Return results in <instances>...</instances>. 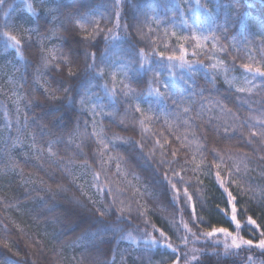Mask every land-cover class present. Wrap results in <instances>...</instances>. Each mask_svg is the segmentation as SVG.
<instances>
[{
  "label": "clouds",
  "instance_id": "clouds-1",
  "mask_svg": "<svg viewBox=\"0 0 264 264\" xmlns=\"http://www.w3.org/2000/svg\"><path fill=\"white\" fill-rule=\"evenodd\" d=\"M0 264H264V0H0Z\"/></svg>",
  "mask_w": 264,
  "mask_h": 264
}]
</instances>
